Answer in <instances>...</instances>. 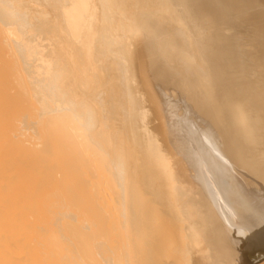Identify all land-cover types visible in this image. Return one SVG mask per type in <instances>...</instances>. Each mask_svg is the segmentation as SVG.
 I'll return each instance as SVG.
<instances>
[{
    "label": "bare ground",
    "instance_id": "1",
    "mask_svg": "<svg viewBox=\"0 0 264 264\" xmlns=\"http://www.w3.org/2000/svg\"><path fill=\"white\" fill-rule=\"evenodd\" d=\"M258 1L0 0V264H264Z\"/></svg>",
    "mask_w": 264,
    "mask_h": 264
},
{
    "label": "rangeland",
    "instance_id": "2",
    "mask_svg": "<svg viewBox=\"0 0 264 264\" xmlns=\"http://www.w3.org/2000/svg\"><path fill=\"white\" fill-rule=\"evenodd\" d=\"M257 1V0H256ZM261 1V3L262 4H260L259 6L260 7H257V8H259V9H264V1L263 0H260ZM260 1H258V2H260ZM247 2H249V3H251V2H253V0H247ZM258 9V10H259ZM261 10V11H262ZM261 11H259V13H261ZM259 23H261V24H259V25H262L263 23H262V21L260 20V22ZM249 40V38H246V40ZM250 42L252 41L251 39L249 40ZM247 45H249V47L251 46V49L253 48V50H251L250 51V48H249V53H251L252 54V58L254 59V61L256 62V63H260V61H261V59H260V57L258 56H256L255 54V51L254 50H256V48H255V46H253L252 45V43L250 44V43H247ZM253 46V47H252ZM257 60H258V62H257ZM97 79V78H96ZM226 79H228V76L226 77ZM233 81H235V80H228V86L230 85L231 86V84L230 83H232ZM93 82H95V83H93L94 85H97V82L96 81H93ZM235 83V82H234ZM227 86V87H228ZM234 99V98H233ZM233 99H231V100H233ZM234 100H237V99H234ZM220 101V100H219ZM229 103H231V101L229 100ZM233 116V114H231L230 113V115L229 116ZM231 116V117H232ZM230 117V118H231ZM212 119H213V121H214V118L212 117ZM241 138V141H240V147H241V149H238L237 148V146H235L234 144H233V146L234 147H232L233 149H234V151L238 154L237 156H238V158L239 159H241L239 162L241 163V166L244 168V171H245V173H247V175H248V177H249V179L248 178H246V181H247V183L249 184V182H251L250 183V185L253 187V188H250V193L251 194H255V195H253V197L255 198V199H259V201H261V202H263L264 203V181H263V179L262 178H260L259 180H257L256 178H258V174H254L255 173V169L253 168V166H252V163L250 162L249 163V160L251 161V158H252V156H255V155H258V154H264L263 152V150H264V146H262L263 145V143L261 142H258V141H256V140H253V141H250V140H246V139H243V136H241L240 137ZM243 142V143H242ZM252 142V143H251ZM255 142V143H254ZM258 142V143H257ZM248 143V144H247ZM244 144V145H243ZM256 144H257V146H256ZM250 145H252V147H250ZM259 145H261V146H259ZM242 146H243V148L245 149V153L243 152L244 151V149L242 148ZM254 146H255V149H254ZM259 146V147H258ZM259 148V150H258V148ZM260 147H262V151H261V148ZM237 149V150H236ZM243 149V150H242ZM242 151V152H241ZM248 151V152H247ZM253 152V153H252ZM262 152V153H261ZM235 153V154H236ZM241 155V156H240ZM247 155V157H245ZM248 156H250V157H248ZM250 158V159H249ZM245 159V160H244ZM248 160V161H247ZM246 162V163H245ZM247 162L249 163V164H247ZM246 166H245V165ZM251 165V167L253 168L252 169V172L254 171V173H252L251 172V169H248L249 168V166ZM256 177V178H255ZM248 179V180H247ZM249 181V182H248ZM249 185V186H250ZM256 188V189H255ZM258 188V189H257ZM255 190V192L253 191V190ZM260 190L262 191V192H260Z\"/></svg>",
    "mask_w": 264,
    "mask_h": 264
}]
</instances>
